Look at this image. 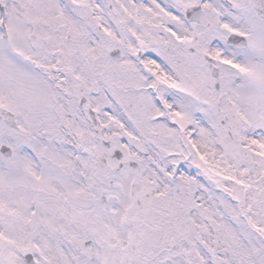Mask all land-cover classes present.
<instances>
[{"label": "snow or ice", "instance_id": "snow-or-ice-1", "mask_svg": "<svg viewBox=\"0 0 264 264\" xmlns=\"http://www.w3.org/2000/svg\"><path fill=\"white\" fill-rule=\"evenodd\" d=\"M0 264H264V0H0Z\"/></svg>", "mask_w": 264, "mask_h": 264}]
</instances>
